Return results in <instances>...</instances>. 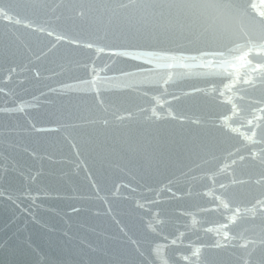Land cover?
I'll list each match as a JSON object with an SVG mask.
<instances>
[{
  "label": "water",
  "instance_id": "95a60500",
  "mask_svg": "<svg viewBox=\"0 0 264 264\" xmlns=\"http://www.w3.org/2000/svg\"><path fill=\"white\" fill-rule=\"evenodd\" d=\"M262 20L0 0V264H264Z\"/></svg>",
  "mask_w": 264,
  "mask_h": 264
},
{
  "label": "snow or ice",
  "instance_id": "6c2138e0",
  "mask_svg": "<svg viewBox=\"0 0 264 264\" xmlns=\"http://www.w3.org/2000/svg\"><path fill=\"white\" fill-rule=\"evenodd\" d=\"M235 7H236L237 9H239V10H242V9L244 8L243 5H236ZM258 23L261 24V25H264V20L259 21ZM50 34H51V33H50ZM57 39H61V37L58 36ZM89 46H90V45H89ZM245 264H250V260L246 259V260H245Z\"/></svg>",
  "mask_w": 264,
  "mask_h": 264
}]
</instances>
